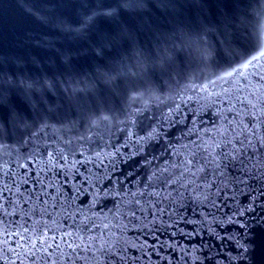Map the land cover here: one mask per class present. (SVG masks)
I'll use <instances>...</instances> for the list:
<instances>
[{
    "label": "water",
    "instance_id": "obj_1",
    "mask_svg": "<svg viewBox=\"0 0 264 264\" xmlns=\"http://www.w3.org/2000/svg\"><path fill=\"white\" fill-rule=\"evenodd\" d=\"M261 53L264 0H0V264H264Z\"/></svg>",
    "mask_w": 264,
    "mask_h": 264
},
{
    "label": "snow or ice",
    "instance_id": "obj_2",
    "mask_svg": "<svg viewBox=\"0 0 264 264\" xmlns=\"http://www.w3.org/2000/svg\"><path fill=\"white\" fill-rule=\"evenodd\" d=\"M261 55H264V53H261ZM253 60H258V57H253ZM252 63V61H249V64H251ZM246 67H247V65H246Z\"/></svg>",
    "mask_w": 264,
    "mask_h": 264
}]
</instances>
